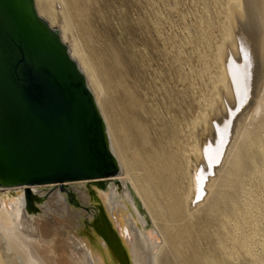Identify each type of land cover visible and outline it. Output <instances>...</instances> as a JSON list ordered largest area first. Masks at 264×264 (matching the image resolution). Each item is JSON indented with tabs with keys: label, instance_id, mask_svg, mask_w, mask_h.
<instances>
[{
	"label": "bare ground",
	"instance_id": "6f19581e",
	"mask_svg": "<svg viewBox=\"0 0 264 264\" xmlns=\"http://www.w3.org/2000/svg\"><path fill=\"white\" fill-rule=\"evenodd\" d=\"M35 5L84 72L118 170L0 181V264H264V0ZM46 206L55 228L32 222Z\"/></svg>",
	"mask_w": 264,
	"mask_h": 264
},
{
	"label": "water",
	"instance_id": "95a60500",
	"mask_svg": "<svg viewBox=\"0 0 264 264\" xmlns=\"http://www.w3.org/2000/svg\"><path fill=\"white\" fill-rule=\"evenodd\" d=\"M117 170L93 91L66 42L35 0H0V181L64 187Z\"/></svg>",
	"mask_w": 264,
	"mask_h": 264
},
{
	"label": "rangeland",
	"instance_id": "374dc122",
	"mask_svg": "<svg viewBox=\"0 0 264 264\" xmlns=\"http://www.w3.org/2000/svg\"><path fill=\"white\" fill-rule=\"evenodd\" d=\"M56 27L57 28H59V26H57V24H56ZM249 99V98H248ZM104 183L106 184L107 183V181H104ZM107 185V184H106ZM94 187H96V188H98V189H102L101 188V185L99 186L97 183H94L93 181H88V189L90 190V194L91 195H93V196H96L95 195V192L92 190V188H94ZM78 202H80L78 199H75V200H73L72 201V203L73 204H75L76 206H78L76 203H78ZM45 212H47V213H45ZM54 211H52L50 208H47V206L45 207V210H44V214H46V215H48V216H46V215H43V214H41V215H36L35 217H32L31 219H32V222L34 223V224H49V226H50V224H51V227L52 228H55L56 227V225L58 226L59 225V222H60V220H61V217L59 216V215H57V214H55V213H53ZM26 214V213H25ZM51 215V216H50ZM41 216V217H40ZM48 217V218H47ZM34 218V219H33ZM54 219V220H53ZM35 220V221H34ZM52 220V221H51ZM105 220V221H104ZM41 221V222H40ZM50 222V223H49ZM58 223V224H55V223ZM96 223V226H98V225H102L103 226V229H104V231L105 232H107L106 230H107V227H108V223H107V221H106V219H105V216H104V213L102 212V210L100 209L99 210V212H98V215H97V217H96V220L93 222V224H95ZM90 225V228H92V227H94V225ZM55 225V226H54ZM92 226V227H91ZM106 227V228H105ZM109 228V227H108ZM99 232V231H98ZM70 235V237L71 238H69L68 240H69V242L70 243H73L72 244V247H73V249L76 251V252H78V248L74 245V240H73V234H69ZM110 236V235H109ZM104 238V237H103ZM109 238H111V237H109ZM73 240V241H72ZM74 251V252H75ZM75 252V253H76ZM127 262V261H126ZM123 263V262H122ZM125 264V263H124Z\"/></svg>",
	"mask_w": 264,
	"mask_h": 264
},
{
	"label": "snow or ice",
	"instance_id": "6c2138e0",
	"mask_svg": "<svg viewBox=\"0 0 264 264\" xmlns=\"http://www.w3.org/2000/svg\"><path fill=\"white\" fill-rule=\"evenodd\" d=\"M218 162V161H217ZM198 180L200 179L199 177L197 178Z\"/></svg>",
	"mask_w": 264,
	"mask_h": 264
}]
</instances>
